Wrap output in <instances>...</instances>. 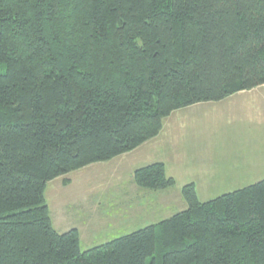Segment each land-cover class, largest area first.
<instances>
[{
	"label": "trees",
	"instance_id": "trees-1",
	"mask_svg": "<svg viewBox=\"0 0 264 264\" xmlns=\"http://www.w3.org/2000/svg\"><path fill=\"white\" fill-rule=\"evenodd\" d=\"M264 86V0H0V264H264V180L85 252L47 184ZM151 191L165 165L137 169ZM65 185L69 181L65 180Z\"/></svg>",
	"mask_w": 264,
	"mask_h": 264
},
{
	"label": "rangeland",
	"instance_id": "rangeland-1",
	"mask_svg": "<svg viewBox=\"0 0 264 264\" xmlns=\"http://www.w3.org/2000/svg\"><path fill=\"white\" fill-rule=\"evenodd\" d=\"M263 117L264 89L240 93L226 101L198 104L191 117H179L178 122L196 126L192 136L187 135L191 140H186V145L192 146L193 155L199 162L197 173L201 168H212L208 160L215 157L219 160L222 157L227 160L226 156L239 157L250 125L255 118ZM260 143L263 142L260 140ZM128 158L124 163H119V159L97 163L47 184L45 201L54 226L59 224L60 227L56 228L60 233L78 229L83 252L158 224L187 209L182 189L187 182L191 183L187 179L194 177L195 168L188 170L187 179L184 174L171 169L166 174L175 173V185L164 193L151 190L147 193L142 190L148 189L137 185V191L133 190L132 174L136 171L134 169L151 163L152 156L145 150ZM65 180L69 181L68 185L64 184ZM197 190L201 202L222 196L216 188L199 187ZM150 191L156 195H149ZM127 201L133 205L122 207Z\"/></svg>",
	"mask_w": 264,
	"mask_h": 264
},
{
	"label": "crops",
	"instance_id": "crops-1",
	"mask_svg": "<svg viewBox=\"0 0 264 264\" xmlns=\"http://www.w3.org/2000/svg\"><path fill=\"white\" fill-rule=\"evenodd\" d=\"M260 89H264V86L251 90V92ZM247 92L249 93V91ZM247 92H241V94ZM197 107L198 105H194L174 112L163 121V128L157 137L143 144L136 150L123 156L117 157L111 161L119 159V163H124L127 159H129L128 157H132L133 155H136L142 151L145 152L146 150L148 151V155H151L153 158L151 159V163H149L148 165L162 163L165 165L167 174L171 169H173L174 172L177 170V172H179L180 174H184L186 178L188 170H190L191 168H195L194 177L186 179L191 180V183L187 182V185L193 184L195 186L197 196L199 194L197 188L199 189V187H205L209 189L216 188L219 194L225 195L264 180V117L262 119L255 118L253 124L250 125L249 132L247 133L246 137H244L247 141L242 147V151L239 157L229 158L228 156H226L227 160L223 159V157L220 158V160L215 157L214 160H208L213 166L212 168H208L207 170H203L201 168L197 173L199 162L193 155L192 146L187 147L186 145V140L189 139L187 135L191 137L192 132H194V127L196 126L193 124H183L182 122H178L179 117H191ZM260 140L263 142L262 144L260 143ZM167 176L173 178L175 177V173L173 175L169 174ZM133 185V190L137 191L136 184L133 183ZM142 191L147 192L149 190ZM161 192L164 193L165 191ZM150 193L151 191L149 192V195H156ZM130 203L131 205H133L132 202ZM130 203L128 201L124 202L122 207H125L124 205H129ZM133 210L135 211V208H133ZM128 211H131V207H128ZM58 225L59 224L57 223V228L60 227ZM60 225L63 226V224L61 223ZM56 227L55 229L58 231ZM67 230L69 231L71 229Z\"/></svg>",
	"mask_w": 264,
	"mask_h": 264
}]
</instances>
